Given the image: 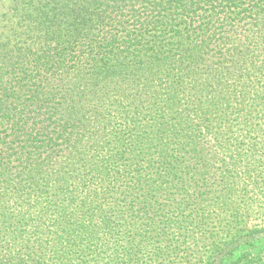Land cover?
Here are the masks:
<instances>
[{"label": "trees", "instance_id": "1", "mask_svg": "<svg viewBox=\"0 0 264 264\" xmlns=\"http://www.w3.org/2000/svg\"><path fill=\"white\" fill-rule=\"evenodd\" d=\"M164 185L264 188V0H0V264L158 260Z\"/></svg>", "mask_w": 264, "mask_h": 264}, {"label": "rangeland", "instance_id": "2", "mask_svg": "<svg viewBox=\"0 0 264 264\" xmlns=\"http://www.w3.org/2000/svg\"><path fill=\"white\" fill-rule=\"evenodd\" d=\"M209 175L217 179L222 174L212 171ZM143 180L139 176L127 181H140L143 186ZM180 187L164 185L170 195L160 203L150 194L147 204L156 212L147 213L141 210V205H135L133 211L126 207L128 232L134 244L140 243L147 246V251L163 255L158 260L145 257L143 264H207L208 257L222 256L235 240L243 243L234 251L236 255L227 257L223 264H264V188L253 191L247 187V194L236 195L234 191L226 198H217L215 193L213 197L199 196L187 206L186 197L180 200L183 193ZM215 189L219 192V188Z\"/></svg>", "mask_w": 264, "mask_h": 264}]
</instances>
